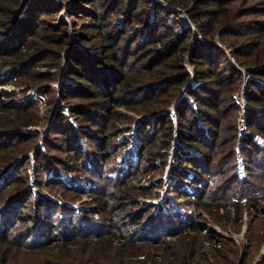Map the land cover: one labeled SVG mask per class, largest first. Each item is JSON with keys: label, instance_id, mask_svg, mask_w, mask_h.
I'll use <instances>...</instances> for the list:
<instances>
[{"label": "trees", "instance_id": "trees-1", "mask_svg": "<svg viewBox=\"0 0 264 264\" xmlns=\"http://www.w3.org/2000/svg\"><path fill=\"white\" fill-rule=\"evenodd\" d=\"M228 1L167 0L171 7L180 6L186 9L190 3L193 4V7L188 11L189 15L192 22L199 28L200 33L207 39H210L214 33H219L222 36L232 33L235 35L234 28L239 24L232 23L234 16L230 14L228 5H225ZM211 3H215L214 9L208 8ZM62 8H64V3L55 0H25L24 4H21L20 0H0V84L4 82V79H1V71L7 67L11 78L20 75V79L29 82L35 80H31L30 74L32 73L27 70L28 66L34 67L36 64L60 66L62 51L69 48L71 41L67 22L59 17ZM148 10L149 5L146 0H73L66 8L74 26L77 25L78 18L89 19L88 24L76 32V40L83 48H69L66 59L67 73L76 76L81 82L79 92L70 85L62 83L58 96L66 100L71 96L82 97L80 92L86 91L90 94L89 97L99 100V102L91 104L96 106L94 110L99 117L105 116L102 121L104 127L102 138H105L104 151L102 148L99 149L100 145L97 140V144H91L101 151L98 159L101 160L102 157V160H105L106 152L114 148V144L118 149L116 151L120 150V154H123L124 150L132 144V140H129L130 136L125 137L120 143L117 142L119 133L132 129L128 126L118 130L119 122L123 123L126 118L115 111V106H121L141 115H153L159 112L153 119V126L150 119L141 122L137 132L142 140V144L137 145L139 161L138 164L130 163L127 171L131 173L134 168L138 172L142 170V167H144L142 173L145 170L150 171L157 158H161L164 163L167 157L166 154H161L160 150H165L170 146L175 127L174 122L170 119L169 110L166 111V109L174 104L182 87L194 80L201 83L197 86L191 85V88L187 90V95L193 98L196 103L195 108H192L185 97L180 103L174 105V115L178 124L177 137L200 152L199 156H194L181 148L180 153L176 156L180 164L191 165L192 170H195L196 175L192 180L194 189L192 196L205 198L207 202H203L204 207L214 205L212 207L218 209L222 205L217 204V200L213 199L217 191L225 193L242 191L243 187L239 189L240 186L231 189L230 182L236 181L244 186L248 185L245 187L246 190H250L254 195L264 192V154L262 157L253 158L256 153H264V145L260 146L254 141L255 134H259L264 139V120L259 118L261 125L257 121L256 114L251 115L250 126L254 131L245 139L242 146L248 158V166H257L258 169L254 168V172L250 170L247 178L240 181L235 173V160L232 159L236 140V106L232 99V93L241 84V73L230 64L222 51L215 50V48L218 49L217 47L206 45L198 40L191 43V30L177 29V22L164 18V15L159 13L162 11L165 12V15L168 14L163 6L156 5L153 21L149 20ZM55 17H58V21L54 20ZM204 17L208 18V21H203ZM259 29L255 32L257 35L252 37L247 44L246 51V45L240 44L233 55L236 58L238 56L245 58L239 63L245 66L248 72H251L256 66L263 68V70H256V74H259L260 78H264V31ZM94 32L98 33L101 42L95 48L98 51L92 54L89 44L94 38ZM134 46L136 53H133L134 57L131 59L130 52ZM187 54H189V62L194 66L192 79V76L185 71L186 69L182 65ZM84 55L89 56L91 62L89 59L85 62L84 60L87 58ZM35 74V78L40 82L48 83L49 80L55 78V75L53 76L49 72ZM249 87L253 90L248 93V101L255 106L264 107V84L254 81L249 84ZM0 108H2L1 102ZM30 108L31 105L20 106L17 109L8 108L9 115L2 116L0 123L2 133L15 134L20 127L34 123L35 120L27 115ZM2 110L4 109H0V112ZM72 112L75 113L74 110ZM189 112L192 116L188 115ZM195 114L198 116L195 117ZM116 115L119 116L114 118ZM74 118V125L69 121L66 124L69 131L77 132L76 138L72 139L68 137V134H65L61 143L69 151V156L79 162L80 168L77 167L78 169L73 171L74 166L71 165L69 167L72 171L66 166L63 167V170L80 177H86L83 174L88 172L93 174L94 168L97 167L96 165L92 166L89 159L94 157L95 164L97 161L96 157L88 151L90 146L88 144L91 141L87 138V132L82 130L85 128V123H80L76 115ZM199 119L202 125L198 124ZM3 120L6 121L3 122ZM13 125L14 129H10L13 128ZM64 130L57 129V132L63 133ZM14 138L16 137L9 136V141ZM148 142L154 143L153 148H156L155 150L152 148L146 153L149 158L142 155V149L147 148ZM83 146L86 148L85 151H82ZM44 151H46V147ZM80 152L88 153V155L75 157ZM7 153L11 157H3L4 161L10 158L14 159L16 150L11 149ZM38 153L44 154L41 149ZM25 160L27 161L26 158ZM2 164L4 163H0V167H3ZM58 168L60 167L52 166L54 172ZM180 172L182 178L187 176V172ZM124 177L107 180L112 185L108 189L110 191L101 192L102 208L100 211H103V214L106 215L103 218H106L110 223L102 225L92 219L96 224V226L93 224L96 230L90 232L84 224L88 220L86 217H71L72 219L69 220L64 219L60 213L61 216L56 217L54 222L51 221L48 211L46 209V212L42 211L43 206L45 207L43 198H35L37 200L32 201L34 203L29 208L30 213L27 218L26 215H22L21 210L13 215L11 211H13L15 203L19 202L17 193L12 194L10 190H7L5 194L11 196L3 197L4 192H0V224L3 219L2 221L9 225L8 229L0 231V240H6L13 236L12 240L17 241L16 244L23 252L48 253L47 250H39V247L43 244H50V241L60 240L62 241L61 245L55 247L62 249L72 243H68L70 242L68 235L70 233L67 230L68 222H73L75 219L76 226L72 234L74 238L79 239L73 244L85 243L89 241L88 239L97 240L93 243L90 241L92 247L80 249L89 255H100L93 264H233L237 257H239L237 264H242L245 260L247 253L242 252V255L239 256L231 239H226L217 233L201 235L200 224L189 227L190 230H193V234L181 233L179 230L174 232V240L169 244L164 241L160 242L159 238L152 240V243L161 245V252L159 251L160 254L156 256L159 260L151 259L149 252L145 249L154 248V245L135 246L134 242L137 238H132L137 233L136 231L145 234L148 229L141 227V220H137L141 218L139 215L134 219L136 211L126 206L134 193L130 188V179L127 180ZM253 178L258 182L255 183ZM49 181L53 183V186L59 184V180L55 178H49ZM199 185L203 187L199 188ZM106 192L108 194L103 197ZM30 195L31 191L28 188L26 199L22 201L23 205L30 199ZM47 206L48 204L45 208ZM243 207L245 208L243 205L236 207L234 214L236 222L241 217V208ZM44 215L50 220L46 225L44 224ZM12 218L13 220H11ZM217 218H219L217 223L224 227L226 222L221 221L223 215H218ZM18 221L23 223L24 230L18 233L13 232L10 235ZM44 226L45 233L42 230ZM110 226H112L111 233L108 231ZM49 230L55 232V238H48L45 241V234ZM123 237L127 239L125 240ZM12 240H6V243H14ZM206 240L212 243L220 242L221 245L220 247L210 245V253H206L202 251ZM158 248L155 246V249ZM51 254L55 260L54 264H65L66 257L56 255L54 252ZM207 254L212 255L214 262L209 261ZM131 256H143V259L135 261L129 258ZM3 260L6 261V256L0 253V264L5 262Z\"/></svg>", "mask_w": 264, "mask_h": 264}, {"label": "rangeland", "instance_id": "rangeland-1", "mask_svg": "<svg viewBox=\"0 0 264 264\" xmlns=\"http://www.w3.org/2000/svg\"><path fill=\"white\" fill-rule=\"evenodd\" d=\"M24 1L25 0H20L21 4H24ZM55 1L64 3V8L60 10L59 17L68 24V33L71 37L70 46L68 47L82 49L83 46L76 40V32L80 30L82 26L88 24L89 18H78L77 25L74 26L71 17L66 11V8L73 0ZM146 2L149 5L148 17L150 21L155 19L154 8H156V5L159 4L163 6L164 9L168 11L166 15L164 14L165 12H159L164 15V18L166 17L177 22V29L191 30V43H195L198 40L206 45L217 47L218 49L215 48V50L218 52L222 51L230 64L241 73V84L232 93V99L236 106V140L234 157L232 159L235 160V173L238 179L240 181L245 180L250 170L254 172V168L257 167L248 166V158L242 146L245 139L254 131L253 127L250 126L252 119L251 115L256 114V116H258L257 121L260 119L264 120V107L255 106L248 101V93L253 90L249 87V84L254 81L264 84V78H260V75L256 74V70H263V68L256 66L253 67V72H248V69L239 63L245 58L240 56L236 58L233 54L234 51L238 50L240 44L246 45V51L247 44L252 37L257 35L255 32L259 27L264 31V0H229L225 5H228L230 14L234 16V22L232 23L239 24L234 28L236 33L235 35L233 33L224 34V36L219 33H214L210 39H207L201 34L199 28L192 22L188 11L193 7V4L190 3L188 7L184 9L180 6L171 7L167 0H146ZM214 7L215 3H211L208 6L209 9H214ZM64 15H67L68 20L63 17ZM54 20L58 21V17H55ZM203 21H208V18L204 17ZM100 42V36L97 32H94V38L89 44L92 54L98 51L95 48ZM69 48L62 51L60 66L49 64H36L34 67L28 66L27 70L29 73H32L30 74L31 80L35 81H23L19 78L21 77L20 75L11 78L8 67L1 71V79H4V82L0 84V102L2 104V108L0 109L4 110L0 112V123L2 116L9 115L8 108L17 109L20 106L25 107V105H31V108L27 111V115L35 120L34 123L20 127L15 134L6 135L2 133V128L0 126V163H4L2 164L3 167H0V192H4L2 195L3 197L9 195L5 194L7 190H10L12 194L17 193L19 202L15 203V207L13 211H11L13 215L21 210L22 215H26L27 218V215L30 213L29 208L32 206V203H34L32 201L35 198H43V200H45L43 201V205L46 207V204H48V206L47 208L43 206L42 211L43 213L46 212V210L48 211L51 221L54 222L56 217L58 218L61 216L60 213H62L64 219L69 220L72 219L71 217L77 218L82 216L88 219L84 222L87 226V230H89V232L94 231L96 230V224L92 219L98 221V224L100 223L102 225H109L110 223L106 218H103L106 216L103 214V211H100L102 208L100 202L102 198L101 192L104 190L110 191L108 189H110L112 185L107 180L116 179L117 177L123 178L125 176L124 179H130V188L134 193V196L128 201L126 206L136 211L137 214L133 216L134 219L139 215L141 218L137 220H141V227H147L148 229L145 234L136 231L137 233L132 236V238H137L134 242L135 246L154 245V248L145 249V251L149 252L151 259L156 260L157 258V260H159L156 256L161 252V245L152 243V240L159 238V240H161L160 242L164 241V243L169 244V242L174 240V232L179 230L181 233L193 234V230H190L189 227L194 224H200L199 229H201V235L210 233L220 234L226 239H231L234 242L239 256L240 254L242 255V252L247 253V257L243 260L242 264H264V192L254 195L250 190H246L245 187L248 185L244 186L236 181L230 182L232 186L231 189L240 186L239 189L243 187L242 191H235L234 193L231 191L226 193L217 191L213 199L215 201L217 200L216 203L222 206L216 209L212 207L214 205L209 204L210 206L206 208L203 206V202H207L205 198L192 196V194H194L192 180L196 175L195 170H192L191 165L184 166L177 160L176 156L180 153L181 148L187 150L194 156L200 155L198 150L192 146H188L177 137L178 133L176 134V132L178 130V124L176 123L174 115V105L178 102L180 103L185 97L192 108H195L196 103L191 96L187 95V90L191 88V85L197 86L200 85L201 82L191 80L189 84L184 85L180 94L175 99L174 104L166 109V111L169 110L170 119L174 122L175 126L170 146L165 150H160L161 154H166L167 160L163 163L161 158H157L154 160V167L150 171L145 170V172L142 173L144 168L142 167V170L138 172L133 168L130 173L127 171L130 163L138 164L139 161L137 145H141L142 140L137 132L140 128V124L144 120L150 119L153 126V119L159 112L153 115H141L124 107L115 106V111H118L120 116L126 117L123 123L119 122L118 130L125 129V127L128 126L132 128L131 130H125L122 131L123 133H119L117 142L120 143L125 137L130 136L129 140H132V144L124 150L123 154L119 153L120 150L116 151L118 149L115 148L114 144V148L106 152L105 160H102V157L101 160L98 159L101 154L99 149L102 148V151L105 149V138H102V131L104 128L102 126V121L105 116L99 117L94 110L96 106H92L91 104L96 101L99 102V100H94V97H89L88 95L90 94L86 91L83 93L80 92L82 97L71 96L66 100L58 96L62 83L70 85L74 90L79 92L80 80H78L76 76L68 74L66 71V59L68 51L70 50ZM132 49L134 51L132 50L130 52L131 59L134 57L133 53H136L135 46ZM84 57L87 58L84 60L85 62L88 61V59L91 62L89 56L84 55ZM182 65L185 67V71L192 76V79L194 66L189 62V54L185 55ZM45 72L52 73L53 76L55 75V78L49 80L48 83L40 82L35 78V73ZM72 110H74L75 113H73ZM233 111H235L234 108ZM74 114L78 117L80 123H85V128H82V130L87 132V138L91 141L90 144H88L90 145L88 151L96 157L97 161V164H95L93 161L94 157L93 159H89L92 166L96 165L97 167L94 168L95 172H93V174L84 172L85 174L83 175L86 177H80L72 174V172L63 170L64 166L71 170L69 166L73 165V171L77 170V167L80 166L78 161H75L73 157L69 156V151L65 148V145L61 143V139L64 138L65 134H68V137L72 139L77 136V132L69 131L66 124V122L69 121L74 125ZM119 115H116L114 118ZM188 115L192 116L190 112ZM197 116L198 114H195V117ZM58 119L60 120L59 122L56 121ZM5 121L6 120H3V122ZM92 121L93 123H91ZM198 124L202 125L200 119L198 120ZM260 124L262 125V123ZM10 129H14V125L13 128ZM57 129L65 130L61 133L57 132ZM11 135L16 138L9 141V136ZM112 139L113 137L111 140ZM96 140L99 142L100 146L97 145L99 149L91 145L93 143L97 144L98 142ZM254 141L260 146L264 145V139L259 134H255ZM146 145L147 148L144 150L141 148L143 157H148L146 153L153 148L154 143L148 142ZM45 147L46 151H44ZM11 149L16 150V154L14 153L15 158L4 161L3 157H11L9 153H7V151ZM40 149L44 153L43 155L38 153ZM85 149L86 148L83 146L82 151H85ZM153 149L155 150L156 148ZM84 154V152H80L76 154L77 156L75 157L88 155V153ZM263 154L264 153H256L253 158L262 157ZM53 165L60 168L54 172V170H52ZM180 171L187 172V176L182 178V173ZM49 178L59 180V184L53 186ZM252 180L255 183L258 182L254 178ZM200 187L203 186L199 185V188ZM28 188L31 191V195L29 196L30 199L23 205L22 201L26 199ZM106 194H108V192H106L105 195L103 194V197L106 196ZM230 195L231 197H229ZM240 195L245 197H241ZM242 205L245 206V208H241V217L236 222L234 216L236 207H242ZM218 215H223L221 221L226 222L224 227L217 223L219 219L217 218ZM133 217L131 218L133 219ZM43 218L45 220V225L50 222L49 218H46L45 215ZM2 220L0 224V229H2L0 230L1 232L8 229L9 226ZM11 220H13V218ZM68 223V230L66 229L67 232L70 233L68 234L70 240L68 243H72L67 247L64 246L62 249L55 247L61 245L60 242L62 241L60 240L57 242L50 241V244H43V246L39 247V250H47L48 253L33 252L34 254H32L30 252H23L19 248L20 246L16 244L17 241L14 242L12 240L13 236L9 237L14 242L12 244L6 243V240H10L9 238L6 240L1 239L0 253L6 256V261L3 260L5 262L2 264H54L55 260L51 252L66 257L65 264H93L100 255H89L82 252L80 249L89 248L92 245L91 242L93 243L97 240L88 239V242L73 244L74 241L76 242V240L79 239L74 238L72 234L76 226V220L73 219V222L69 221ZM13 229L10 235H12L13 232L18 233L24 230V225L22 222L18 221ZM216 229H220L221 233L217 232ZM42 230H44L45 233V226ZM111 230L112 226L108 228L110 233L112 232ZM143 235H145V237H143ZM86 237L90 238L89 236ZM48 238H55V232H51L50 230L47 231L44 240L46 241ZM210 245L220 247L221 244L220 242L212 243L206 240L202 251L210 253ZM155 246L159 248L155 249ZM207 257L210 262H214L211 254H207ZM129 258L136 261L143 259V256H131ZM238 260L239 257L235 258L233 264H237Z\"/></svg>", "mask_w": 264, "mask_h": 264}, {"label": "built area", "instance_id": "built-area-1", "mask_svg": "<svg viewBox=\"0 0 264 264\" xmlns=\"http://www.w3.org/2000/svg\"><path fill=\"white\" fill-rule=\"evenodd\" d=\"M63 17H65V19L68 20L67 15H64ZM216 230H217V232H220L221 233L220 229H216Z\"/></svg>", "mask_w": 264, "mask_h": 264}]
</instances>
